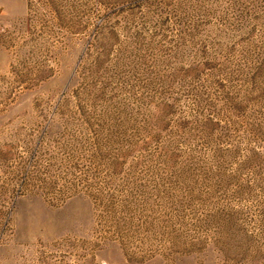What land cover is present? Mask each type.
<instances>
[{
  "label": "rangeland",
  "instance_id": "374dc122",
  "mask_svg": "<svg viewBox=\"0 0 264 264\" xmlns=\"http://www.w3.org/2000/svg\"><path fill=\"white\" fill-rule=\"evenodd\" d=\"M0 264H264V0H0Z\"/></svg>",
  "mask_w": 264,
  "mask_h": 264
}]
</instances>
